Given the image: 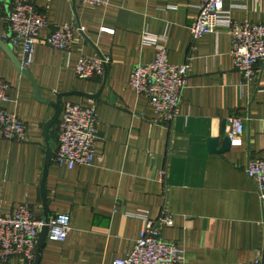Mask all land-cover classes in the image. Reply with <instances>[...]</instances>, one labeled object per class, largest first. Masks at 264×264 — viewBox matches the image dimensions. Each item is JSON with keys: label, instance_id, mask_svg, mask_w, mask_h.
Returning a JSON list of instances; mask_svg holds the SVG:
<instances>
[{"label": "crops", "instance_id": "0c3cea01", "mask_svg": "<svg viewBox=\"0 0 264 264\" xmlns=\"http://www.w3.org/2000/svg\"><path fill=\"white\" fill-rule=\"evenodd\" d=\"M28 1L49 22L29 66L44 97L55 102V94L95 95L106 79L98 100L62 99V106L96 107L100 138L92 166L50 167L51 219L69 215L71 232L64 242L48 241L40 264H114L132 252L145 220L157 221L164 212L174 217V224L162 229V238L184 250L182 264H264V204L247 175L249 160L264 158V62L257 77L246 82L235 70L224 27L193 45L189 27L202 0H109L106 6ZM10 9L8 0H0L2 41ZM224 9L239 23H264V0H225ZM64 25L78 28L68 53L46 44ZM159 38H164L172 64L192 59L171 129L160 124L149 100L130 86L136 66L154 61L153 40ZM14 54L24 63L21 48H14ZM100 56L109 60L107 72L79 80L75 66L80 58ZM0 79L10 85V102L0 107L29 127L24 143L7 141L0 132V215L29 203L43 219L44 126L55 111L35 99L33 85L1 46ZM236 118L245 124L243 145L212 153L209 141L219 139L225 123ZM232 129L226 127L227 136ZM52 144L55 150L57 138L52 137Z\"/></svg>", "mask_w": 264, "mask_h": 264}, {"label": "built area", "instance_id": "2783aa9c", "mask_svg": "<svg viewBox=\"0 0 264 264\" xmlns=\"http://www.w3.org/2000/svg\"><path fill=\"white\" fill-rule=\"evenodd\" d=\"M11 5L8 30L2 38L14 48L23 51L24 65L33 64L35 48L44 29L49 27L47 17L28 0H8ZM225 0H202L199 14L190 25L193 45L208 34L224 27L231 37V55L235 70L246 82L257 77V67L264 62V23H239L224 9ZM89 6H106L109 0H75ZM84 32L83 28H79ZM74 25L57 27L46 44L58 51L70 52L75 43ZM113 34L112 30H102ZM156 55L153 62L136 66L130 86L139 96L146 97L159 116L160 124L171 129L179 116L182 95L188 86L191 58L184 64L170 61L164 38L154 39ZM193 47V46H192ZM109 60L101 57H82L75 66L79 80L90 81L105 74ZM10 102V85L0 79V104ZM98 115L94 105L86 106L66 102L56 124L57 147L52 164L70 170L89 167L95 163L99 141ZM228 137L233 146H242L245 131L243 119L231 122ZM0 132L10 142L24 143L29 138V127L16 114L0 107ZM247 175L254 182L264 204V158L253 157L247 166ZM174 217L164 212L157 221L145 220L139 239L132 252L114 264H182L184 250L162 238V229L171 227ZM44 226L29 203L22 204L14 213L0 215V264H33L38 251L39 230ZM71 232L69 215H59L50 220L49 240L64 242Z\"/></svg>", "mask_w": 264, "mask_h": 264}, {"label": "water", "instance_id": "95a60500", "mask_svg": "<svg viewBox=\"0 0 264 264\" xmlns=\"http://www.w3.org/2000/svg\"><path fill=\"white\" fill-rule=\"evenodd\" d=\"M74 4H76L75 0H72ZM0 46L1 48L7 53V55L11 58L13 61L16 69L24 76L26 77L31 84L34 87V97L39 102L50 105L55 113L48 120V122L44 126V136L46 140V150H45V166H44V174L43 179L41 183V198H42V204H43V223L44 226L39 230V240H38V251L37 256L33 264H40L43 256V252L48 244L49 241V223L51 220L50 215V209H49V199L47 195V179L49 175V170L52 165V157L54 154V148L52 144V137L53 133L56 127L57 122L60 119L61 113H62V99L67 96L77 95V96H83L89 100H98L100 96L103 94V91L106 86V79L105 83L103 84L102 88L99 90V92L95 95H87L84 93H69V94H55L56 100L55 102L48 100L44 97L43 94V88L40 87L36 81V79L31 74L28 67H26L14 54V47L9 42H4L0 40ZM103 58L102 56H100ZM107 72V66L105 67V73ZM231 126V123H225L224 130L222 132V135L219 139H212L209 141V148L212 153L215 154H224L225 152L229 151L232 145L231 139L226 134V127ZM220 146V148H219Z\"/></svg>", "mask_w": 264, "mask_h": 264}, {"label": "trees", "instance_id": "16d2710c", "mask_svg": "<svg viewBox=\"0 0 264 264\" xmlns=\"http://www.w3.org/2000/svg\"><path fill=\"white\" fill-rule=\"evenodd\" d=\"M57 137L56 132L53 133V138L55 139Z\"/></svg>", "mask_w": 264, "mask_h": 264}]
</instances>
